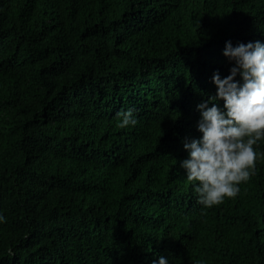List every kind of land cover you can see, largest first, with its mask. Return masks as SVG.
I'll return each mask as SVG.
<instances>
[{
	"label": "trees",
	"instance_id": "obj_1",
	"mask_svg": "<svg viewBox=\"0 0 264 264\" xmlns=\"http://www.w3.org/2000/svg\"><path fill=\"white\" fill-rule=\"evenodd\" d=\"M228 41L264 0H0V264H264V159L211 208L180 168Z\"/></svg>",
	"mask_w": 264,
	"mask_h": 264
},
{
	"label": "clouds",
	"instance_id": "obj_2",
	"mask_svg": "<svg viewBox=\"0 0 264 264\" xmlns=\"http://www.w3.org/2000/svg\"><path fill=\"white\" fill-rule=\"evenodd\" d=\"M223 55L231 64L230 74L222 78L218 70L213 73L215 93L196 106L200 135L183 140L187 157L180 161L204 208L237 196L239 185L255 174L256 161L264 159V151L258 150L264 141V42L234 46L228 41ZM135 112L118 113L117 127H135ZM5 219L0 212V223ZM152 264H169V258L159 255Z\"/></svg>",
	"mask_w": 264,
	"mask_h": 264
}]
</instances>
